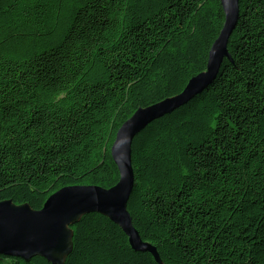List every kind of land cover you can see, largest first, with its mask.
<instances>
[{"label":"trees","instance_id":"16d2710c","mask_svg":"<svg viewBox=\"0 0 264 264\" xmlns=\"http://www.w3.org/2000/svg\"><path fill=\"white\" fill-rule=\"evenodd\" d=\"M223 20L219 0H0V201L113 186L117 129L205 70ZM227 50L132 139L127 210L162 264H264V0H239ZM72 231L64 264H158L100 214Z\"/></svg>","mask_w":264,"mask_h":264},{"label":"water","instance_id":"95a60500","mask_svg":"<svg viewBox=\"0 0 264 264\" xmlns=\"http://www.w3.org/2000/svg\"><path fill=\"white\" fill-rule=\"evenodd\" d=\"M219 1L224 20L209 49L205 70L192 77L180 93L137 108L117 129L110 146V156L118 169L117 182L109 188L97 185L62 187L50 194L38 210L27 203L0 201V255L25 262L40 256L51 264H64L72 250V226L82 216L96 213L108 218L123 231L132 250L148 252L155 262L162 264L156 248L140 238L127 210L134 180L131 143L152 120L185 105L212 84L222 61L229 58L227 44L237 23L239 0ZM122 128L123 134L120 132ZM79 190H86V194H81Z\"/></svg>","mask_w":264,"mask_h":264},{"label":"snow or ice","instance_id":"6c2138e0","mask_svg":"<svg viewBox=\"0 0 264 264\" xmlns=\"http://www.w3.org/2000/svg\"><path fill=\"white\" fill-rule=\"evenodd\" d=\"M123 128L122 129H120V132H121V134H123ZM186 175H187V173H186ZM109 187H112L111 185H109ZM80 192H81V194H86V190H79ZM116 192V189L115 188H113V193H115ZM61 195H63V194H61ZM105 195H111V193H106Z\"/></svg>","mask_w":264,"mask_h":264}]
</instances>
